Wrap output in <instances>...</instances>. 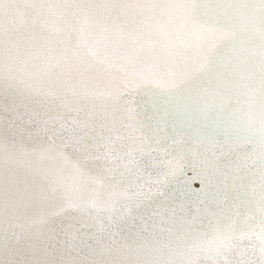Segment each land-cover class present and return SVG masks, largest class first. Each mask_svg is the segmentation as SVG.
I'll use <instances>...</instances> for the list:
<instances>
[{
    "label": "snow or ice",
    "instance_id": "6c2138e0",
    "mask_svg": "<svg viewBox=\"0 0 264 264\" xmlns=\"http://www.w3.org/2000/svg\"><path fill=\"white\" fill-rule=\"evenodd\" d=\"M26 6L58 18L73 10L85 17L81 33L87 30L91 39V43L88 38L83 41L86 53H69L65 49L52 55L56 50L49 46L46 75L55 77L56 69L70 58L83 62L86 56L91 58L89 63L107 72L120 73L124 90L138 97L124 101L119 124L108 127V135L102 131L99 138L89 137L91 146L104 148L110 162L119 160L125 168L145 145L172 157L165 161L167 171L163 177L155 181L163 183V188L145 190L141 185L129 197L134 200L135 212L129 206L127 216L113 219L114 197L119 195L115 185L107 186V200L96 198L80 203L77 211L83 216L109 213L107 227L115 229L106 231L101 225L102 235L91 237L93 244L87 245L90 252L135 245L172 254L219 256L235 246L234 240L246 238L257 241L264 255V0H65ZM20 7L15 0H0V20L11 19ZM97 9L106 13L104 22L92 25L88 14ZM113 13L131 15V30L125 31L112 19ZM7 33V27L0 25V80L27 95L41 91L35 75L13 73L16 46ZM215 33H221L223 40L209 47L206 38ZM166 64L184 70L169 81L154 71ZM64 83L76 95L73 86ZM146 84L166 94L165 103L183 106L191 113L197 121L192 143L185 142L178 149L174 137H168L166 132L163 136L154 133L152 122L160 101L143 99L142 85ZM83 95L95 98L99 94ZM18 118L21 123L17 127L33 123L28 113ZM188 134L192 135V130ZM54 148L56 157L63 159V152L52 144H39L31 151L46 158ZM84 148L89 145L85 143ZM28 151L22 144L0 142V159L6 168L18 163ZM187 155L203 162L207 194L192 201L187 193L180 192L178 204L177 192L170 185L178 183ZM46 175H51L46 188L27 183L22 187L11 176L0 187V214L7 225L5 248L12 237L17 241L21 236L39 239L46 221L36 214L29 217V210L49 196L71 199L84 177L80 169H74L70 176ZM87 179L96 183L98 177L89 173ZM193 208L196 215L189 219ZM136 218L143 221L144 227L138 237L130 238L126 229ZM76 239L73 231L65 230L60 243L72 251L76 250Z\"/></svg>",
    "mask_w": 264,
    "mask_h": 264
},
{
    "label": "bare ground",
    "instance_id": "6f19581e",
    "mask_svg": "<svg viewBox=\"0 0 264 264\" xmlns=\"http://www.w3.org/2000/svg\"><path fill=\"white\" fill-rule=\"evenodd\" d=\"M21 7L9 20H0V25L7 27V35L16 46L14 51L15 75L33 74L41 91L32 95L24 94L9 88L0 80V142L7 141L22 144L28 149V154L20 158L7 168L0 159V187L8 176H11L23 187L24 184L36 187H47L51 179L50 173L70 176L74 169L84 173L81 186L71 199L59 196H49L42 204L33 207L27 215L33 214L45 219L39 239L33 240L21 236L17 241L12 237L5 248L3 237L7 227L3 215L0 214V264H264V255L259 250V244L254 239L246 238L233 241L231 250L219 256L197 255L194 253L172 254L166 250H152L131 247H110L104 252L97 250L91 253L87 245H92L91 237L102 235L101 225L108 229L107 216L109 213H93L92 217L83 216L77 211L82 201L99 198L101 202L107 200L110 189L108 185H115L118 196L114 197V210L111 215L114 220L128 215V207L135 212L134 200L129 199L143 185L144 189L151 187L163 188L164 184L155 181L161 179L167 171L165 161L172 159L163 150H155L153 146L145 145L142 152H137L135 161L125 168L121 161L110 162L106 157V150L102 147H92L90 136L100 137L103 131L108 135V127L119 124L123 115L124 101L137 99L135 93L124 90L121 74L115 71L107 72L104 68L89 63L90 57L71 59L56 69L55 77L46 75L44 69L49 61V46L56 51L52 55H59L60 51L69 53H86L83 41L87 37L81 33L84 24V14L67 12L58 18L47 11L37 13L30 5L33 3L65 2V0H15ZM67 2L101 3L104 0H67ZM106 13L101 10L89 12V23L95 25L104 22ZM125 31H130L134 20L131 15L112 14ZM112 19L107 22L111 23ZM111 39H115L112 37ZM223 40L221 33L209 35L206 43L209 47L219 45ZM0 47H3L0 42ZM182 67L166 64L154 69L166 80L175 79L176 74L183 71ZM67 81L75 89L76 95L64 83ZM143 99H158L157 111L154 113L153 131L163 136L174 137L177 148L195 139L197 121L183 106L165 103L166 94L152 84L142 85ZM96 95L85 98L84 93ZM124 92L123 95H120ZM28 113L32 124L20 125L19 116ZM25 120L28 116L24 117ZM102 125L107 127L102 128ZM192 130V135L188 134ZM87 143L89 148L85 149ZM39 144H52L63 152V159L57 158L54 151L46 158H40L31 150ZM127 163V160H125ZM117 165L119 167L117 168ZM108 172L103 169H113ZM98 177L96 183L88 182V174ZM110 177V178H109ZM178 183L170 185L177 192V203L180 192L188 194L192 201L206 197V177L204 164L191 155L186 156V164L178 176ZM153 183H149V181ZM203 182V183H202ZM166 191L168 189H165ZM2 199V194H0ZM196 215L195 208L188 214L191 219ZM143 221L136 218L126 229L130 238L138 237ZM70 230L76 236V250L68 251L60 243L64 239V231ZM18 231V230H17ZM10 235V233H9ZM85 241V244H81ZM35 245V246H34ZM255 245V247H253Z\"/></svg>",
    "mask_w": 264,
    "mask_h": 264
}]
</instances>
